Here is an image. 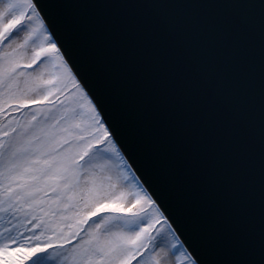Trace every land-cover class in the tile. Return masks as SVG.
Wrapping results in <instances>:
<instances>
[{"label": "snow or ice", "instance_id": "snow-or-ice-1", "mask_svg": "<svg viewBox=\"0 0 264 264\" xmlns=\"http://www.w3.org/2000/svg\"><path fill=\"white\" fill-rule=\"evenodd\" d=\"M0 264H264V0H0Z\"/></svg>", "mask_w": 264, "mask_h": 264}]
</instances>
